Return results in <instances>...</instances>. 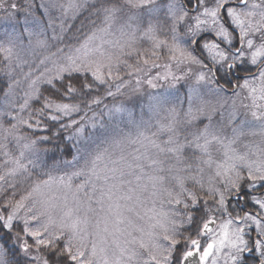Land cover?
I'll return each instance as SVG.
<instances>
[{"label": "snow or ice", "instance_id": "1", "mask_svg": "<svg viewBox=\"0 0 264 264\" xmlns=\"http://www.w3.org/2000/svg\"><path fill=\"white\" fill-rule=\"evenodd\" d=\"M10 7L0 264H264V0H27L19 33Z\"/></svg>", "mask_w": 264, "mask_h": 264}, {"label": "rangeland", "instance_id": "2", "mask_svg": "<svg viewBox=\"0 0 264 264\" xmlns=\"http://www.w3.org/2000/svg\"><path fill=\"white\" fill-rule=\"evenodd\" d=\"M45 2H48V0H45ZM57 3H64L65 0H56ZM159 2V0H158ZM16 4L18 6V10L16 11L15 15L16 17L19 19L20 23L16 25V32L19 33L22 28H23V18H24V12H23V8L25 7V5L27 4V0H0V20H2V18H4L5 16V10H7L8 12H12L13 10L11 9L10 5L11 4ZM60 16V12L58 9H53L52 10V19L55 24H58V17ZM79 25V20H77L76 25L73 27V29L69 32L66 33V38L64 41H55L52 42L50 41V43L53 45L52 50H55V46L59 45L60 47H65L66 45L69 44H74L75 43V39L73 38V33H75L76 35H79V33H76V27H78ZM7 27V30L11 31V26H5L2 22H0V40H2L4 38V32L5 29ZM28 28L34 32L37 33L36 36L33 37V46L35 47V40L37 38L43 39L44 37L39 36V32L41 31L40 28L35 27L34 25L31 24V22H29L28 24ZM52 34V28H47V36L50 37ZM27 34L25 33V38L22 41V47L24 49V51L21 52V55L27 59L29 61L30 64H34L35 68H41L43 66H41L39 64V60L43 58L42 52L43 50L36 48L35 49V54H33L32 52L29 51V45L27 43V39H26ZM167 62L166 57L162 58L160 63H165ZM29 70V65H24V69L23 71L26 72ZM34 70V69H33ZM163 69H159V70H154V71H162ZM175 70V68H174ZM3 65L0 64V76L3 79ZM195 71V69H194ZM17 76L22 80L20 89L19 91V96L22 97L23 96V90L26 89L27 87V82L23 81V72H21L19 69H17ZM161 84H163V87L158 89V90H152V89H148L147 86H145L144 88V92H145V97H137V99L143 100L146 98L147 93L152 92V91H159L160 93L165 94L166 96H168L169 100L173 103V104H179L181 101H185L186 100V94L188 92V86L191 83V80H185V81H181L176 88H169L168 84L161 81ZM43 90V88H42ZM207 99H213L212 97H207ZM247 102V101H245ZM2 103V101L0 102ZM187 109V103L184 102L179 108L178 110L183 112ZM244 112V109H241V113ZM250 119V117H249ZM204 121L203 117L201 118L200 121L195 122V124L197 126H199L200 124H202ZM214 123H215V118H214ZM195 130V129H193ZM65 135H67V133H65ZM261 142V138L259 136L256 137H246L244 143H249L252 145L258 144ZM238 147L240 148L241 151H245V149L243 148L242 145H238ZM189 186H190V182H189ZM148 207H151V204L148 205ZM157 209L161 208V204L157 203L156 205ZM167 205L164 204L163 208L167 209ZM233 207H235V204H233ZM212 215H216L217 216V227L215 228L216 231H219L218 225L221 223V218H219L218 214L213 213ZM226 219V217L224 218ZM210 239L209 237H204L202 238V243H204L205 240ZM226 252V250H225ZM223 255L224 253L220 254L221 258H217V264H224V260H223ZM211 259L210 258V264H211Z\"/></svg>", "mask_w": 264, "mask_h": 264}, {"label": "trees", "instance_id": "3", "mask_svg": "<svg viewBox=\"0 0 264 264\" xmlns=\"http://www.w3.org/2000/svg\"><path fill=\"white\" fill-rule=\"evenodd\" d=\"M26 6V5H25ZM3 79L1 78V76H0V81H2ZM43 91V90H42ZM47 94V93H46ZM2 101V97H0V102ZM106 102H108V101H106ZM89 115H91V114H89ZM68 134V133H67ZM64 158L65 159H68V160H71L72 159V156L70 155V154H67V153H65L64 154Z\"/></svg>", "mask_w": 264, "mask_h": 264}, {"label": "water", "instance_id": "4", "mask_svg": "<svg viewBox=\"0 0 264 264\" xmlns=\"http://www.w3.org/2000/svg\"><path fill=\"white\" fill-rule=\"evenodd\" d=\"M215 228V226H213Z\"/></svg>", "mask_w": 264, "mask_h": 264}]
</instances>
